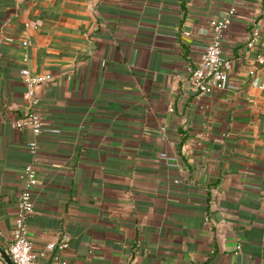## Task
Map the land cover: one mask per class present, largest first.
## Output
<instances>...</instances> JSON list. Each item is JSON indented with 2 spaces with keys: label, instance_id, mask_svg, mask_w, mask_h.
<instances>
[{
  "label": "crops",
  "instance_id": "1",
  "mask_svg": "<svg viewBox=\"0 0 264 264\" xmlns=\"http://www.w3.org/2000/svg\"><path fill=\"white\" fill-rule=\"evenodd\" d=\"M230 10L226 86L200 96L185 67ZM257 55L264 0H0V248L33 162L26 223L42 264L64 234L68 264H264ZM24 68L46 78L33 86L37 138L12 126L29 105Z\"/></svg>",
  "mask_w": 264,
  "mask_h": 264
},
{
  "label": "built area",
  "instance_id": "2",
  "mask_svg": "<svg viewBox=\"0 0 264 264\" xmlns=\"http://www.w3.org/2000/svg\"><path fill=\"white\" fill-rule=\"evenodd\" d=\"M233 10L227 15L210 18L207 22L209 40L198 57L195 64L187 65L185 72L189 83L200 96L213 95L225 88L228 80V71L231 64L222 57V40L230 26ZM190 31H183V35L190 36ZM258 40L257 31H253L249 36L247 47L252 49ZM22 45H28V41H22ZM26 60V56H24ZM256 63L264 64V56L257 55ZM253 74V70L249 71ZM20 75L28 85L26 93L29 99L27 111L12 122V126L17 129L28 128L33 136L37 138L41 135L44 123L41 117L34 110L36 99H34L33 86L35 83L46 79L45 77L31 76L28 69L20 70ZM164 129V128H162ZM30 152L36 153L37 145L35 141L28 144ZM38 184V175L33 162L27 164L21 172V189L16 202V212L13 221L12 238L7 247V255L14 264H42L40 255L32 248L31 241L27 234L26 218L35 208L33 191ZM68 247V236L62 235L56 242H49L45 246L43 254H48L51 264H68L60 257V253ZM42 254V255H43Z\"/></svg>",
  "mask_w": 264,
  "mask_h": 264
},
{
  "label": "water",
  "instance_id": "3",
  "mask_svg": "<svg viewBox=\"0 0 264 264\" xmlns=\"http://www.w3.org/2000/svg\"><path fill=\"white\" fill-rule=\"evenodd\" d=\"M0 255L6 264H14L9 258V256L7 255V253H5V251L2 250L1 248H0Z\"/></svg>",
  "mask_w": 264,
  "mask_h": 264
}]
</instances>
